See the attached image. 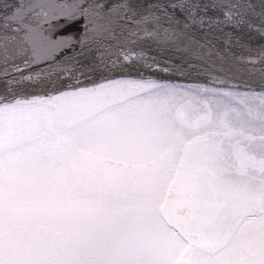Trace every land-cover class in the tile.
Here are the masks:
<instances>
[{"label": "snow or ice", "instance_id": "1", "mask_svg": "<svg viewBox=\"0 0 264 264\" xmlns=\"http://www.w3.org/2000/svg\"><path fill=\"white\" fill-rule=\"evenodd\" d=\"M14 7L0 264H264V91L218 75L245 32L264 37V0H81L46 21L61 40Z\"/></svg>", "mask_w": 264, "mask_h": 264}, {"label": "water", "instance_id": "2", "mask_svg": "<svg viewBox=\"0 0 264 264\" xmlns=\"http://www.w3.org/2000/svg\"><path fill=\"white\" fill-rule=\"evenodd\" d=\"M81 0H0V18L5 15H12L15 13L16 8L14 6L23 5L24 21L29 24L34 33L38 35L43 29L48 30V34L53 37V39L61 40L62 36L59 35L63 30L59 27H51L46 21L55 13H70L75 10L77 4ZM31 5V7H28ZM39 13V14H38ZM45 13L47 15H45ZM15 26V22H12ZM83 25H78V28H82ZM78 28L73 29L72 33L64 32L63 36L67 37L69 35L76 39L75 33ZM82 34V33H81ZM243 42L245 47L234 46L231 49V54L235 59L229 58L224 63L225 71L223 73H218L220 79L225 80V85H220L221 87H232L238 89L246 90H264V64H262L258 57V52L264 49V37L259 34L252 32L243 34ZM222 47V45H221ZM75 49V51H73ZM67 56L66 59H70L73 55L79 53V46L73 45L72 49L63 48L57 49L55 55ZM153 55L157 53L153 52ZM165 58L175 60L176 63L180 61L174 56H169V54H164ZM43 66L42 64L40 65ZM172 81L179 82H192V83H208L210 77L201 75L199 77H181L178 74L170 77ZM4 85L0 84V91L3 90Z\"/></svg>", "mask_w": 264, "mask_h": 264}, {"label": "rangeland", "instance_id": "3", "mask_svg": "<svg viewBox=\"0 0 264 264\" xmlns=\"http://www.w3.org/2000/svg\"><path fill=\"white\" fill-rule=\"evenodd\" d=\"M174 83H182V84H188V83H192V82H179V81H172ZM200 84H206V83H200ZM221 87V86H220ZM231 91H233L234 93L236 94H242L244 92H247V91H254V92H261V90H246V89H238V88H232V87H229ZM264 91V90H262Z\"/></svg>", "mask_w": 264, "mask_h": 264}]
</instances>
